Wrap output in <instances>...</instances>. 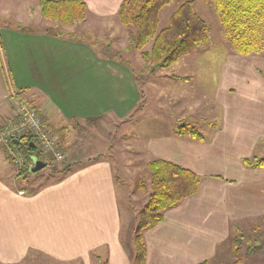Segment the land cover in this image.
<instances>
[{"label":"crops","instance_id":"0c3cea01","mask_svg":"<svg viewBox=\"0 0 264 264\" xmlns=\"http://www.w3.org/2000/svg\"><path fill=\"white\" fill-rule=\"evenodd\" d=\"M14 1L38 7V0ZM81 1L87 12L78 22L86 30L107 29L111 20L117 25L123 0ZM30 10L33 17L34 7ZM11 25L0 23L2 36L13 29L4 42L12 86L0 55V127L13 119L11 104L23 92L43 115L47 131L58 138L54 131L62 129L65 157L77 165L59 182L35 192L20 188L16 175L5 178L0 173V264H134L132 239L130 246L121 239L119 197L124 181L114 174L109 160L112 149L118 172L123 174H128L130 163L143 162L146 168L152 160H163L201 178L194 195L165 211L163 220L143 233L144 264H259L264 260L258 257L260 247H246V251L239 247L237 263L236 238L231 236L242 222H264V166L251 168L242 162L264 159V78L253 62L227 59L222 63L216 105L208 112V134L197 140L175 134L174 126L157 125L162 107L148 109L145 102L151 98L145 95L142 82L159 78L163 70L146 74L145 62L138 59L140 51L129 45L132 30H120L119 35L125 33L128 38L124 43L118 35H110L118 52L110 57L104 47L95 50L69 38L65 30L57 32L44 25L37 30L19 25L16 30ZM131 52L137 59L129 58ZM172 80L190 82L185 76ZM109 118L114 121L107 124L104 119ZM71 121L78 125L97 121L98 127H73ZM149 122L153 125L148 126ZM118 123L124 124V131L115 137ZM86 129L103 132L113 142L85 161L83 149L90 142ZM132 132L140 148L130 142L127 151L117 146L119 140L132 139ZM5 164L17 174L0 149V170ZM144 193L147 197L148 192ZM131 234L132 230L130 238ZM239 240L247 245L261 242L260 238L248 243Z\"/></svg>","mask_w":264,"mask_h":264},{"label":"rangeland","instance_id":"374dc122","mask_svg":"<svg viewBox=\"0 0 264 264\" xmlns=\"http://www.w3.org/2000/svg\"><path fill=\"white\" fill-rule=\"evenodd\" d=\"M186 1L190 0H172L169 4H167L160 10L158 15V30L163 29L168 25L169 17L171 16V14L178 8L179 5ZM191 1H193L194 12H196L207 25V41L203 44L198 45L191 53L181 57L172 67L161 71L159 78L154 77L152 79H149L148 81H143L142 88L145 92V95L147 93V97L151 98L148 99L147 102H145L148 109L157 111L160 106L162 107V110H160V112H162L163 116L158 115L156 120L157 125H162L163 127L165 126L164 128L168 127V125L174 126L175 130V126L184 124L190 128H195L202 136H207V127L210 122L208 112L213 106L216 105L214 97L216 94L217 81L220 76L222 65H224L222 63L226 62L227 59H236L237 62L241 61V63L243 61H251L254 64V70L259 75H261L262 78H264V20L258 24V30L256 32L253 31L252 36L250 35L249 37V40L253 43L251 45V48L254 51L249 55H241L236 52L235 47H233L224 33V28L220 22L217 12L215 11L214 0ZM30 7H34L35 9L36 14H34L33 17L30 15ZM26 10H28L29 12L26 13ZM4 21L13 24L11 25L12 27H10L14 29L21 25L28 30H37L41 29L44 25L47 28H51V30L57 32L65 30L70 33L71 36L69 38H75L85 43V45L93 46L95 50L100 51V49L104 47L106 56L110 57L111 55L118 54V52L114 50L117 47L112 42L111 36L114 34L118 35L117 37L119 38V40L124 43V41H127L128 38L126 37L125 33L119 35L120 30L123 31L124 29H130L133 31V28H124V26H122L119 21L117 22V25H113L112 22L115 20L109 21L108 23L111 26H105L104 28L107 29H101V34H99V29L98 32L94 31L95 29L86 30L84 26L82 27V22L63 25L58 22H53L51 20L42 18L38 12L37 5L30 4L29 6H24V4L17 3L14 0H0V23ZM0 29H4V27ZM10 30L11 31H7V36L0 35V55L3 59L5 71L9 78V83L12 86L13 80L8 69V63L5 59L4 46L5 40L8 37L12 36L11 32L13 29ZM145 49L147 51L149 47ZM131 53L133 54L129 58L137 59L134 52ZM138 59H141L140 55ZM176 76L189 77L190 82L188 84H185V82L178 84L174 82V80H172ZM11 109L13 112H16L15 102H12ZM155 114L156 112H151V115ZM151 119H155V117H151ZM104 120L106 121V123L108 121H114L110 118ZM71 122L73 123V127H98L96 123L97 121L83 122L82 125L76 124V121ZM104 125L106 124H102V126ZM149 125H153V123L149 122L148 126ZM116 126H118L119 129H117L115 137H118V134L123 133L124 131V124L118 123L115 125V127ZM90 130L86 132V134L88 135L87 139H89L90 142L85 144L86 146L83 149V153L86 154L83 159L85 161L87 157L91 156L99 148H103L105 143L109 144L110 142H113V140L103 137V132H95ZM134 135L136 136V133L132 132L133 140L130 138H124L125 141L119 140L117 146H123L125 147V151H127L126 147L128 142H130L134 146L140 148L139 144L135 142L134 138L136 137H134ZM70 141L72 143L76 141L74 139V135L73 138H70ZM114 145L115 144L113 143V146ZM70 148L73 151V147ZM36 150L40 151L38 144H36ZM105 156L108 158L107 154H105ZM64 157L65 153L61 161L55 162L50 155L46 156L42 154L39 160L44 162L46 165L41 168L37 172V174L28 173V185L27 182L20 181L19 187H24L29 192H32L33 190H37L47 184H54L55 181L61 177V175L52 174V167L55 166L60 170L64 165H69L71 168L77 165L73 163V161H70V158L68 160L67 157ZM109 160L113 162L112 165L113 169H115V176H118L124 181V193L119 197V209L122 214L121 239L126 244L129 242L130 246V241L132 239L130 238V232L135 225L133 219L137 216L141 207L147 200L146 197H143L145 193L139 187V185L141 183H147L149 178L143 162L136 165H132L130 163L127 167L128 174H123L122 172H118V164L116 163V157L113 149L112 155L109 156ZM128 160L130 159L127 158L126 161ZM1 161L5 162L3 159ZM12 172L13 169H9L8 165H6L5 167L2 166V170H0L1 175L5 178L13 177L16 175L15 171L14 173ZM130 217L132 218V221L130 220ZM231 236L232 238H242L243 240L246 239L247 243L248 240L253 241L254 239L260 238L261 242L257 243L256 241H254V245L253 243H248V245L240 243L238 247H241V251H246V247L248 249H250L251 246L260 247L259 251L262 254L258 257L264 258V222H262V220L259 222H242L241 224H239V230L236 229L231 231ZM221 257L223 258L222 253ZM258 263L264 264V260H260L258 261Z\"/></svg>","mask_w":264,"mask_h":264},{"label":"trees","instance_id":"16d2710c","mask_svg":"<svg viewBox=\"0 0 264 264\" xmlns=\"http://www.w3.org/2000/svg\"><path fill=\"white\" fill-rule=\"evenodd\" d=\"M171 1L123 0L117 12L120 24L133 28V31L129 32L130 48L140 51V57L145 62L149 75L158 70L172 67L181 57L191 53L208 39L207 25L194 12L191 0L179 5L169 17L168 25L158 30L159 12ZM38 7L43 18L63 25L83 20L87 12V7L81 0H38ZM214 7L224 28V33L235 47L236 52L241 55L251 54L254 50L251 48L253 43L249 37L252 36L253 31L258 30V24L264 20V0H214ZM148 43L151 45L147 51H144ZM15 98L17 105L27 104L37 115L41 116L42 125L46 127L43 115L26 99L23 92L17 93ZM45 129L47 130V128ZM60 130L62 129L54 131L57 134L59 132L58 138H55L51 131L49 132L55 138L58 150H62L64 153V137L60 134ZM174 133L179 136L190 135L197 140L203 139L195 128L184 124L176 126ZM30 144L33 147H30ZM36 144H38L37 139L32 134L26 133L18 138L15 147L25 159L34 156L37 161L42 162L39 159L43 152L40 146V151L36 150ZM0 149L3 151L5 160L14 166L12 158L4 152V148L0 147ZM242 162L251 168L264 166V159L256 157L243 159ZM14 167L17 169L16 177L20 179L19 181L27 182V185V174H37L39 171H31L27 164ZM71 170L69 165H64L60 170L55 166L51 168L52 174L61 175L55 182H59ZM146 171L149 180L147 183H141L139 187L144 192H148L147 200L138 212L132 229L134 264H144L145 261L146 250L143 233L160 223L165 211L177 207L183 200L194 195L198 191L201 181V178L195 173L163 160L148 162ZM235 244L237 247L235 246L233 253L238 263L240 262L238 247L240 240L238 238H236Z\"/></svg>","mask_w":264,"mask_h":264},{"label":"built area","instance_id":"2783aa9c","mask_svg":"<svg viewBox=\"0 0 264 264\" xmlns=\"http://www.w3.org/2000/svg\"><path fill=\"white\" fill-rule=\"evenodd\" d=\"M26 133L32 134L37 139L43 154L50 155L55 162L63 159L64 153L58 150L55 138L42 125V117L29 105L20 103L13 119L0 127V147L4 148V152L12 158L14 166L27 164L30 169L34 165L36 159L34 156L25 159L15 147L18 138Z\"/></svg>","mask_w":264,"mask_h":264},{"label":"water","instance_id":"95a60500","mask_svg":"<svg viewBox=\"0 0 264 264\" xmlns=\"http://www.w3.org/2000/svg\"><path fill=\"white\" fill-rule=\"evenodd\" d=\"M30 147H33L31 144L29 145ZM45 166V164H43L42 162H39L37 160L34 161V166L33 168H31V171H37L40 170L41 168H43Z\"/></svg>","mask_w":264,"mask_h":264}]
</instances>
